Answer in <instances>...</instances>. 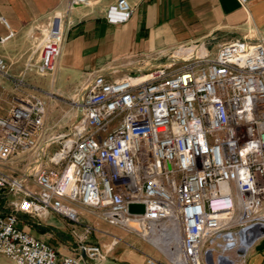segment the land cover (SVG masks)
<instances>
[{"label":"built area","instance_id":"1","mask_svg":"<svg viewBox=\"0 0 264 264\" xmlns=\"http://www.w3.org/2000/svg\"><path fill=\"white\" fill-rule=\"evenodd\" d=\"M132 11L128 0H116L105 17L121 23ZM11 36L0 37V44ZM64 40L62 17L54 15L34 47L37 61L29 57L13 74L0 56V77L14 92L2 111L6 88L0 82V193L16 197L0 211L1 255L13 264H81L80 257L60 255L17 226L19 212L53 213L81 226L80 233L72 231L79 252L101 263L120 238L112 235L108 246L87 243L100 230L80 219L77 205L151 245L156 233L181 234L179 260L145 253V264H203L205 252L213 251L207 243L217 235L227 244L235 227H264V36L222 42L212 57L205 48L184 61L169 55L147 73L132 69L108 78L95 71L76 93V119L56 137L60 147L51 165H42L53 141L43 140L45 102L26 72L52 73ZM177 63L182 66L169 71ZM25 154L35 160L14 175L9 164ZM132 203L143 212H130Z\"/></svg>","mask_w":264,"mask_h":264},{"label":"crops","instance_id":"2","mask_svg":"<svg viewBox=\"0 0 264 264\" xmlns=\"http://www.w3.org/2000/svg\"><path fill=\"white\" fill-rule=\"evenodd\" d=\"M115 1L91 0L89 5H73L71 0H0V37L12 32L0 44V56L8 62L13 74L23 71L29 57L38 60V52L33 50L41 30L54 15H60L65 40L56 69L45 75L27 71L26 78L34 86L67 98L82 89L97 70L115 78L126 71L123 67L133 63L145 61L140 68L160 66L165 60L158 64L157 55L166 56L178 48L200 45L209 52L212 43L215 50L228 40L264 36V0H246L245 5L238 0H128L133 8L130 18L111 23L105 11ZM112 68L118 71L109 74ZM67 80L72 83L67 84ZM0 82L8 86L1 77ZM38 96L47 101L42 94ZM29 185L36 187L32 179ZM77 210L82 221L100 230L90 235L87 243L108 246L112 235L120 238L101 263L82 258L78 240L72 233L73 229L80 233L81 226L61 216L47 213L37 218L19 212L17 226L49 243L60 255L80 257L81 264H145V253L157 257L139 235L109 225L89 208L77 205ZM106 224L110 228H105ZM234 243L219 247L222 251L239 249L240 237ZM0 264L13 262L0 254ZM203 264H207L204 257ZM243 264H264V233L246 248Z\"/></svg>","mask_w":264,"mask_h":264},{"label":"rangeland","instance_id":"3","mask_svg":"<svg viewBox=\"0 0 264 264\" xmlns=\"http://www.w3.org/2000/svg\"><path fill=\"white\" fill-rule=\"evenodd\" d=\"M254 37V36H253ZM209 47L212 50H209V55L212 57L214 55L215 50H213L214 45L213 43L209 45ZM185 52V51H184ZM184 52H179V53H175L176 54H183ZM173 53H170L166 56H158L157 59V63L159 64L160 62L166 60V58L169 55H172ZM145 62V61H144ZM144 62H140L139 64L133 63L130 64L129 66L127 65L125 68L126 70H130L129 67H132L134 69L142 67L144 65ZM163 64V63H162ZM161 65V63H160ZM182 66V63H177L176 65L172 66V68L169 69V71H175L177 69H179ZM155 66H150L147 65L145 66V69H147V72H150L151 69H153ZM132 70V69H131ZM125 71L119 72L118 75L123 74ZM34 73V72H33ZM31 83V82H30ZM66 83H72V81L67 80ZM32 84V83H31ZM34 86V84H32ZM5 90L3 92V95L1 96L5 101H2V111H5L8 109V107L11 104V100H12V95H14V92H12L8 86H5ZM37 92L38 94H42V96L44 97V99H46L47 101H45V109H46V113H45V117H44V141H53L52 144L48 145L47 147H45L44 149V158L42 159L41 163L42 165H51L49 158L50 156L60 147V144L58 142V137L61 134H64L67 132V129L69 127V125L76 119L77 116V112H76V107L75 104L73 103V101L76 98V91L72 92V94L65 98L64 96H61L60 94H56L53 91H48L45 89H41L37 86H34V91L33 93ZM37 94V95H38ZM40 97V96H39ZM43 99V98H41ZM46 145V144H45ZM41 153V152H40ZM39 153V155H40ZM35 160V157L32 154H25V155H18L16 157L13 158V162L11 164H9L8 168L13 170V174L14 175H21L23 173V171L26 168V164H28V162H32ZM39 161V159H38ZM37 161V162H38ZM36 167V164H35ZM16 197L14 195H12L11 193H6L3 197V201L4 204L3 206H1V211H7L10 208V202L11 201H15ZM105 228H110V226H108L107 224L104 225ZM239 228L235 227L232 229V233H238ZM216 241L222 243L220 238H217ZM146 245L152 250V253L154 255L157 256V258L163 260L164 259V255L157 249L155 248L153 245H151L149 242L145 241ZM207 245L209 247H213V256H217L218 254H222L226 257H229L230 259H233L235 262V264H243V255L244 254H239L237 252V248H230L227 250L222 251L221 248L216 245L215 243L213 244H209L207 243Z\"/></svg>","mask_w":264,"mask_h":264},{"label":"bare ground","instance_id":"4","mask_svg":"<svg viewBox=\"0 0 264 264\" xmlns=\"http://www.w3.org/2000/svg\"><path fill=\"white\" fill-rule=\"evenodd\" d=\"M204 47V46H203ZM183 50H186L183 54H176L179 53ZM206 50V49H205ZM204 52V49L202 46H194L188 49H179L177 51H174V53L171 55L169 59L175 60V61H184L189 59L190 57L197 55V54H202ZM40 155L39 158L41 157L43 150L41 148L40 150ZM39 162V161H38ZM249 224H245L244 227H246ZM239 235L236 233H231L229 235V242L227 244L225 243H220L216 241L217 238H221V235H217L213 239H211V243H215L216 245H231L233 246L234 240L238 238ZM152 242L154 243V247L157 248L163 255L168 254L173 260H179L180 259V239H181V234L175 229L171 235L166 236L164 233H156L152 235L151 237ZM213 249V248H212ZM226 257V256H225ZM236 261H231L230 264H235Z\"/></svg>","mask_w":264,"mask_h":264},{"label":"water","instance_id":"5","mask_svg":"<svg viewBox=\"0 0 264 264\" xmlns=\"http://www.w3.org/2000/svg\"><path fill=\"white\" fill-rule=\"evenodd\" d=\"M128 209L130 212H143V205L132 203L129 204ZM262 233H264V227L261 225H248L246 227L241 228L238 231V235L240 237L242 245L239 247L237 252L239 254H244L246 248ZM83 259H87L84 252L81 254ZM205 262L207 264H230L231 260L226 258L222 254H218L215 258L211 250H207L204 255Z\"/></svg>","mask_w":264,"mask_h":264},{"label":"trees","instance_id":"6","mask_svg":"<svg viewBox=\"0 0 264 264\" xmlns=\"http://www.w3.org/2000/svg\"><path fill=\"white\" fill-rule=\"evenodd\" d=\"M2 194L0 193V208H1V206H2V203H3V197L1 196ZM3 212H7V211H3Z\"/></svg>","mask_w":264,"mask_h":264}]
</instances>
